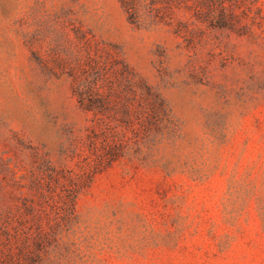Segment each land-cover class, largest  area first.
Instances as JSON below:
<instances>
[{"label":"rangeland","instance_id":"374dc122","mask_svg":"<svg viewBox=\"0 0 264 264\" xmlns=\"http://www.w3.org/2000/svg\"><path fill=\"white\" fill-rule=\"evenodd\" d=\"M0 264H264V0H0Z\"/></svg>","mask_w":264,"mask_h":264}]
</instances>
